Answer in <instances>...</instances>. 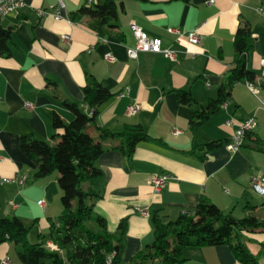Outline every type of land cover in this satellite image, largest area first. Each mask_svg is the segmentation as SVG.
<instances>
[{"label":"crops","instance_id":"0c3cea01","mask_svg":"<svg viewBox=\"0 0 264 264\" xmlns=\"http://www.w3.org/2000/svg\"><path fill=\"white\" fill-rule=\"evenodd\" d=\"M57 1L24 0L17 13L0 19L4 27L13 26L9 54L0 56V217L19 218L28 227L31 244L51 242L50 224L62 210L58 173L35 178V164L21 153L19 140L31 134L55 143L52 112L66 123L73 119L63 100L89 113L82 87L87 75H92L113 94L99 106L97 124L116 134L139 127L148 136L131 154L125 149V138L109 137L103 141L105 146L123 149L108 147L96 160L102 176L93 185L92 210L105 220L109 234L126 221L120 250L124 264L153 242V214L173 221L194 212L201 198L234 220L249 215L264 219V196L251 187L253 178L264 179V152L255 149L257 142L264 144V107L259 101L264 97V0H115L117 27L104 38L84 20L69 19L80 7L104 0H61L63 6L58 9ZM50 7L59 11L60 18H54ZM133 22L148 36L159 38L163 49L177 51V60L152 52L129 58L126 48L135 44ZM241 24L251 30L247 67L255 74L252 83L259 87V94H253L246 81L237 82L225 107L193 127L189 123L193 107L178 103L176 92L188 91L197 106L216 97L233 66V37ZM195 27L198 44L167 31L187 32ZM108 53L114 61L105 59ZM132 103L139 110L128 114L126 108ZM250 117L255 118V129L238 151L230 152L225 143ZM89 133L98 136L94 129ZM217 142L220 145L213 150L199 149ZM164 173L174 179L154 192L149 179ZM3 178L24 180L6 183L1 182ZM136 207L146 209L148 215L142 216ZM242 239L258 263L264 264V232L244 233ZM13 248L14 244L1 243L0 261L7 257L12 264ZM177 264L242 263L230 246L219 245L185 247Z\"/></svg>","mask_w":264,"mask_h":264},{"label":"trees","instance_id":"16d2710c","mask_svg":"<svg viewBox=\"0 0 264 264\" xmlns=\"http://www.w3.org/2000/svg\"><path fill=\"white\" fill-rule=\"evenodd\" d=\"M69 19L73 22L84 20L86 26L99 37H108L117 27L116 2L104 0L100 5L82 6L70 13ZM17 22L18 19L15 20ZM12 29L13 26L4 27L0 23V56L9 54ZM250 35L248 24L238 26L233 37V66L228 71L226 81L218 88L216 97L205 106H197L188 91L176 92L178 103L193 107L194 114L189 122L191 126L202 124L217 111L230 98L235 83L254 81L255 74L247 67ZM82 92L89 113L67 100H63L62 104L73 113L71 121L66 123L57 112H52L53 138L58 137L55 143L31 134L20 137L19 149L35 164V178L58 173L62 211L49 227L48 239L58 247L57 251L47 248L44 241L31 244L27 239L28 227L19 218L0 217V244L10 241L16 246L19 264H124L120 250L126 221L119 223L116 233L109 234L105 220L92 210L91 198L95 195L93 185L102 176L96 160L108 147L123 149L121 145L105 146L103 141L109 137L116 135L125 138V149L131 154L135 145L148 136L139 127H127L116 134L97 124L99 106L110 100L113 94L94 76L87 75ZM89 129L98 132L97 138L91 136ZM249 134L247 132L245 138ZM219 145L218 142L210 143L199 149L210 151ZM255 149L264 152V144L257 142ZM152 225L153 242L135 254L128 264H177L185 247L219 245L230 246L233 255L242 264H259L257 256L249 251L242 239L244 233L264 232V219L258 216L249 215L234 220L223 216L215 204L201 198L194 212L183 213L173 221H165L153 214Z\"/></svg>","mask_w":264,"mask_h":264},{"label":"built area","instance_id":"2783aa9c","mask_svg":"<svg viewBox=\"0 0 264 264\" xmlns=\"http://www.w3.org/2000/svg\"><path fill=\"white\" fill-rule=\"evenodd\" d=\"M23 6H24V0H0V18L7 17L9 15H13L17 13L18 10H20ZM62 6H63L62 1L58 0L56 5L57 9L61 8ZM50 10L55 19L60 18L59 11H57L56 8L50 7ZM259 11L263 13V8H259ZM40 13H45V11H41ZM130 30L134 37L135 44L133 47L126 48V53L129 58L135 59L139 52H152V53H160L164 57L170 59L171 61L177 60V51L170 49H163L161 40L159 38L148 36L142 30V28L136 23L133 22L130 24ZM167 31L169 33L176 34L178 37H184L191 44H198L200 42L198 27H195L187 32H183L176 28H167ZM62 38L66 42H68L69 40V37L67 35H63ZM105 59L110 62L114 61L113 56L109 53L105 55ZM262 64L264 65V60L262 61ZM247 86L249 87L251 92H253V94L255 95L259 94L258 86L254 85L251 82H247ZM120 95H122V93ZM259 101L261 105L264 107V97H259ZM220 107L224 108L225 102L221 104ZM138 110H139V106L135 103L128 105L126 108L128 114L137 113ZM256 124L257 123L254 117H250L242 121L239 128L233 134L231 139L225 143L226 149L229 150L230 152L238 151L243 145L245 134L247 132H252L255 129ZM170 179H174V176L164 173L159 175H153L149 179L148 183L154 192H159L160 189ZM23 180L24 178H20L19 180H15L14 178H3L1 182L8 183L12 181H19L20 183H22ZM251 187L256 193L264 196V179L260 177L253 178V180L251 181ZM135 210L138 211L139 214H141L142 216L148 215V211L146 209H141L136 207ZM46 247L53 251L58 250V247L52 242L47 243ZM0 264H10V263L7 258H3Z\"/></svg>","mask_w":264,"mask_h":264},{"label":"rangeland","instance_id":"374dc122","mask_svg":"<svg viewBox=\"0 0 264 264\" xmlns=\"http://www.w3.org/2000/svg\"><path fill=\"white\" fill-rule=\"evenodd\" d=\"M62 211V210H61ZM59 216V215H58ZM58 216H57V219H58ZM4 243H10V244H13L12 242H10V241H7V242H4ZM13 246V245H12ZM10 257H11V262H12V264H19V260H18V256H17V252H16V250L13 248V249H11V252H10ZM4 258H7V257H4ZM3 259V258H2ZM1 259V260H2ZM8 259V258H7ZM8 261H9V259H8ZM1 262V261H0ZM9 263H10V261H9ZM65 264H69V263H65Z\"/></svg>","mask_w":264,"mask_h":264}]
</instances>
